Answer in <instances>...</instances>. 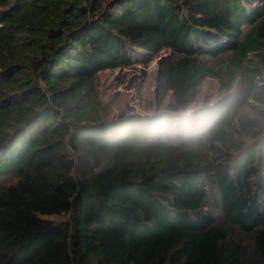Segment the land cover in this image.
<instances>
[{"label":"trees","instance_id":"1","mask_svg":"<svg viewBox=\"0 0 264 264\" xmlns=\"http://www.w3.org/2000/svg\"><path fill=\"white\" fill-rule=\"evenodd\" d=\"M155 59L152 117L207 78L248 111L115 112ZM0 264H264V0H0Z\"/></svg>","mask_w":264,"mask_h":264},{"label":"rangeland","instance_id":"2","mask_svg":"<svg viewBox=\"0 0 264 264\" xmlns=\"http://www.w3.org/2000/svg\"><path fill=\"white\" fill-rule=\"evenodd\" d=\"M143 67L142 63H137L133 67L117 69L114 72L107 71L102 74L105 99L114 101L115 112L127 107H133L134 111L148 114L150 117L153 116L157 60L152 61L147 68L144 67L146 71L143 70ZM143 72H146L145 75ZM118 76L122 79V83H118ZM131 78H135L134 86H128ZM200 94H204L205 96L208 94L220 96L218 81L215 78H207L201 86ZM66 217L67 215L64 214L41 215L42 220L51 222H61ZM241 237L245 239V242L252 250V237L248 234L241 235ZM254 255L252 252V256Z\"/></svg>","mask_w":264,"mask_h":264},{"label":"clouds","instance_id":"3","mask_svg":"<svg viewBox=\"0 0 264 264\" xmlns=\"http://www.w3.org/2000/svg\"><path fill=\"white\" fill-rule=\"evenodd\" d=\"M249 103L254 102L250 100ZM236 104V101H227L218 95H195L150 118V127L160 135H180L204 124L238 120L248 109L245 107L237 111Z\"/></svg>","mask_w":264,"mask_h":264}]
</instances>
